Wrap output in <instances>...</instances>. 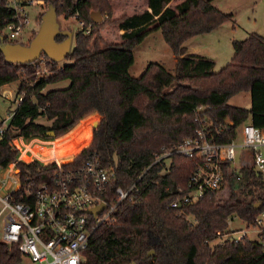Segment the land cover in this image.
Returning <instances> with one entry per match:
<instances>
[{
  "label": "trees",
  "instance_id": "obj_1",
  "mask_svg": "<svg viewBox=\"0 0 264 264\" xmlns=\"http://www.w3.org/2000/svg\"><path fill=\"white\" fill-rule=\"evenodd\" d=\"M42 1L47 9L55 8L56 17L70 18L77 12L79 20L89 22L90 13L99 12L103 22L92 25L91 35L76 33L65 58L69 64L60 66L43 56L49 70L42 75H37L40 61L10 64L0 50V88L19 81L16 96L21 98L0 139V167L17 160L15 138H44L50 131L58 137L96 114L99 123L91 142L61 166L79 167L87 156L98 154L110 175L107 202L116 201V187L128 188L134 182L136 187L107 220L97 224L92 219L96 228L84 264H264V227L259 240L222 239L228 218L237 215L251 221L264 208L261 176L249 167L232 171L226 175V197L207 192L194 203L172 208L169 203L186 187L195 161L171 153L168 163L154 162L194 135L204 121L212 128L226 119L264 128V37L251 34L233 41L230 63L216 72L212 61L187 54L184 47L188 39L228 19L211 0H180L174 6V0H146L148 10L115 20L110 18L109 0ZM9 16L0 0V46L7 44L2 29ZM109 25L122 32L120 42L100 47V33ZM156 30L176 58L174 73L150 63L140 77H131L133 49ZM65 38L57 35L55 40ZM65 80L67 88L43 93L46 86ZM239 93L249 94V109L228 103ZM40 118L50 124L36 123ZM15 168L20 188L13 195L18 198L25 188L34 190L47 182L58 165L16 161ZM215 239L218 243L211 245ZM22 257L17 245L0 240V264H20Z\"/></svg>",
  "mask_w": 264,
  "mask_h": 264
},
{
  "label": "built area",
  "instance_id": "obj_2",
  "mask_svg": "<svg viewBox=\"0 0 264 264\" xmlns=\"http://www.w3.org/2000/svg\"><path fill=\"white\" fill-rule=\"evenodd\" d=\"M78 1V0H77ZM9 13V20L2 29L7 44H21L18 37L30 22L29 10L35 6H44L42 0H3ZM38 18L40 12L34 11ZM79 30L85 35L92 34L91 21L79 20L74 13ZM48 71L43 70L37 75ZM21 98L15 100L16 105ZM201 110V108H199ZM194 135L186 137L172 151L157 156L154 162L166 161L168 155L176 153L193 159L195 169L185 188L179 189L177 196L169 203L178 208L194 203L207 192H218L227 188L226 175L230 172L249 167L264 179V128H258L249 122L234 125L226 119L220 127L212 123L201 122ZM7 124H0V139ZM224 135L227 138L220 140ZM22 137L15 138L16 140ZM23 139V138H22ZM25 150H19L16 161H24ZM15 162L6 168L0 167V217H3L0 240L18 246L23 256L33 264H84V251L87 249L96 224L107 220L116 205L127 198L136 187V182L128 188L116 187L112 194L115 202H107L110 175L103 166L98 154L86 157L79 167L58 168L51 173L47 182L36 189L25 188L24 193L15 198L13 193L20 188ZM106 207L97 215L88 212L100 203ZM260 205V204H259ZM246 229L228 231L222 239L237 241L248 238L250 229L257 230V239L264 227V208L257 211L251 221L244 220ZM227 220V229L230 219ZM95 223H93V220ZM238 233L239 235H236ZM250 239V238H248ZM251 240V239H250Z\"/></svg>",
  "mask_w": 264,
  "mask_h": 264
},
{
  "label": "rangeland",
  "instance_id": "obj_3",
  "mask_svg": "<svg viewBox=\"0 0 264 264\" xmlns=\"http://www.w3.org/2000/svg\"><path fill=\"white\" fill-rule=\"evenodd\" d=\"M180 0H174L172 6L179 3ZM44 3V2H43ZM111 7L112 20L119 19L122 16H131L140 13L145 7V0H109ZM211 5L228 16V19L209 33L194 36L184 43L186 53L196 54L210 60L214 63V70L217 72L225 67L233 56V41H242L251 34H257L264 37V0H211ZM40 12V16L36 18L32 13ZM47 6H35L29 10L30 22L21 32L17 40L22 45H28L37 34L41 19ZM60 31L70 32L71 49L75 44V35L79 32V24L74 17L65 18L58 16L56 19ZM102 44L114 45L120 42V33L115 25H109L101 31ZM41 56L40 72L48 71L45 62ZM36 61V62H37ZM63 66L70 62L63 59L57 62ZM150 63H157L163 66L169 73L175 71L176 61L171 49L163 41L161 30L149 33L144 40L133 49V64L129 69V75L138 78L142 75L145 68ZM18 82H14L0 88V124H8L11 113L16 108L17 99L16 90ZM69 86V81H61L46 86L43 93L51 90L64 89ZM228 103L232 106L248 109L250 107V96L247 93H239L234 95ZM36 123L49 125L50 122L40 118ZM99 123V117L96 114L90 115L77 123L65 134L54 137L48 136L44 138L32 137L30 139H18L14 145L22 151L25 150V162L37 160L42 164L46 163H66L74 159V157L87 146L92 139V132ZM169 161H166L168 163ZM3 174V173H2ZM0 174V175H2ZM6 187L0 185V190L4 191ZM227 188L218 192L217 197H226ZM228 225V231L237 229H246V224L238 219L231 218ZM3 217H0V237L2 235ZM236 235H239L236 233ZM248 238L257 239V230L250 229ZM219 239H215L211 245L218 243ZM85 259V255H84ZM20 264H33L30 260L23 256Z\"/></svg>",
  "mask_w": 264,
  "mask_h": 264
},
{
  "label": "water",
  "instance_id": "obj_4",
  "mask_svg": "<svg viewBox=\"0 0 264 264\" xmlns=\"http://www.w3.org/2000/svg\"><path fill=\"white\" fill-rule=\"evenodd\" d=\"M56 10L53 7H48L47 11L41 19L40 28L35 37L28 45L22 44H4L0 46V50L5 58V61L10 64H32L41 56L47 57L50 61L59 62L65 59L71 50L70 32L60 31L56 22ZM93 24H100L103 18L99 12H91L89 16ZM57 35L66 36V38L58 43L56 42ZM48 136H53L52 131L48 132ZM259 206V204L257 205ZM106 207L105 203H100L88 210L92 215L99 214ZM153 251L148 252L150 256Z\"/></svg>",
  "mask_w": 264,
  "mask_h": 264
},
{
  "label": "crops",
  "instance_id": "obj_5",
  "mask_svg": "<svg viewBox=\"0 0 264 264\" xmlns=\"http://www.w3.org/2000/svg\"><path fill=\"white\" fill-rule=\"evenodd\" d=\"M172 3H173V2H172ZM172 3H171V4H172ZM171 6H172V5H171ZM145 10H148L146 0H145V7H144V9H143L141 12H143V11H145ZM141 12H140V13H141ZM136 14H137V13H136ZM119 33H120V35L122 34V32H120V31H119ZM187 54H188V53H187ZM175 61H176V58H175ZM247 94H248V93H247ZM249 108H250V107H249ZM249 108H248V109H249Z\"/></svg>",
  "mask_w": 264,
  "mask_h": 264
}]
</instances>
